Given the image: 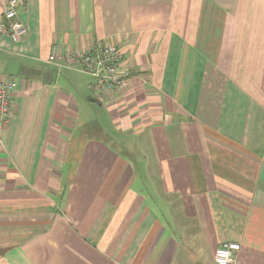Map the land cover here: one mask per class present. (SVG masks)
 <instances>
[{"label": "crops", "instance_id": "1", "mask_svg": "<svg viewBox=\"0 0 264 264\" xmlns=\"http://www.w3.org/2000/svg\"><path fill=\"white\" fill-rule=\"evenodd\" d=\"M5 0H0V11ZM0 264H264V0H19ZM117 45L126 88L51 51ZM8 72V73H7ZM94 99V100H91Z\"/></svg>", "mask_w": 264, "mask_h": 264}, {"label": "built area", "instance_id": "2", "mask_svg": "<svg viewBox=\"0 0 264 264\" xmlns=\"http://www.w3.org/2000/svg\"><path fill=\"white\" fill-rule=\"evenodd\" d=\"M19 0H5L0 11V35L6 31L12 42L20 41L26 35L24 22L17 14ZM123 54L117 45L111 42H99L85 51H51L48 62L58 67L78 69L91 77L89 90L97 100H105L108 94L126 88L128 71L122 67ZM16 80L11 77H0V126L10 120L11 103ZM240 243L225 241L215 250V264H236V253Z\"/></svg>", "mask_w": 264, "mask_h": 264}, {"label": "rangeland", "instance_id": "3", "mask_svg": "<svg viewBox=\"0 0 264 264\" xmlns=\"http://www.w3.org/2000/svg\"><path fill=\"white\" fill-rule=\"evenodd\" d=\"M0 73H1V71H0ZM8 73V72H7Z\"/></svg>", "mask_w": 264, "mask_h": 264}, {"label": "water", "instance_id": "4", "mask_svg": "<svg viewBox=\"0 0 264 264\" xmlns=\"http://www.w3.org/2000/svg\"><path fill=\"white\" fill-rule=\"evenodd\" d=\"M91 100H94V99H91Z\"/></svg>", "mask_w": 264, "mask_h": 264}]
</instances>
